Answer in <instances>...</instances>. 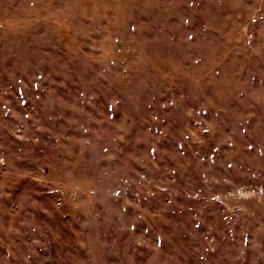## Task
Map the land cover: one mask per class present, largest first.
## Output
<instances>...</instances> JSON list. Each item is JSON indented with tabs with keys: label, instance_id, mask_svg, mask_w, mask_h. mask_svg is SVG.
I'll return each instance as SVG.
<instances>
[{
	"label": "rangeland",
	"instance_id": "1",
	"mask_svg": "<svg viewBox=\"0 0 264 264\" xmlns=\"http://www.w3.org/2000/svg\"><path fill=\"white\" fill-rule=\"evenodd\" d=\"M0 264H264V0H0Z\"/></svg>",
	"mask_w": 264,
	"mask_h": 264
}]
</instances>
